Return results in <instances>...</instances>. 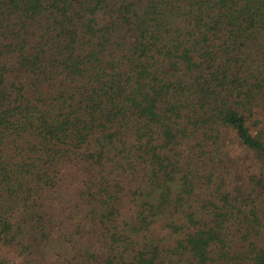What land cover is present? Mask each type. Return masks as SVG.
I'll use <instances>...</instances> for the list:
<instances>
[{"label": "trees", "instance_id": "trees-1", "mask_svg": "<svg viewBox=\"0 0 264 264\" xmlns=\"http://www.w3.org/2000/svg\"><path fill=\"white\" fill-rule=\"evenodd\" d=\"M0 264H264V0H0Z\"/></svg>", "mask_w": 264, "mask_h": 264}]
</instances>
